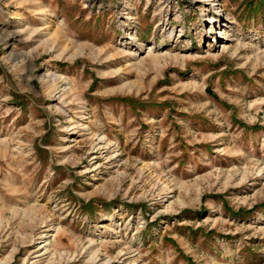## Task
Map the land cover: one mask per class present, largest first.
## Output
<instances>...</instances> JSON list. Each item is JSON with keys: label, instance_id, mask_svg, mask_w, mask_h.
Here are the masks:
<instances>
[{"label": "rangeland", "instance_id": "374dc122", "mask_svg": "<svg viewBox=\"0 0 264 264\" xmlns=\"http://www.w3.org/2000/svg\"><path fill=\"white\" fill-rule=\"evenodd\" d=\"M0 264H264V0H0Z\"/></svg>", "mask_w": 264, "mask_h": 264}]
</instances>
